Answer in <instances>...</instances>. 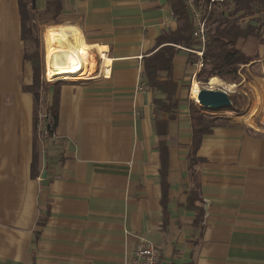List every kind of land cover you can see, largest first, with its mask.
<instances>
[{
    "label": "crops",
    "instance_id": "0c3cea01",
    "mask_svg": "<svg viewBox=\"0 0 264 264\" xmlns=\"http://www.w3.org/2000/svg\"><path fill=\"white\" fill-rule=\"evenodd\" d=\"M60 1L61 12L36 21L44 57L46 27L58 25L77 28L103 55L94 49L89 68L59 81L57 125L42 139L23 89L33 73L18 2L0 0V264H132L140 238L159 247L161 264H264V41L243 48L255 59L240 81L223 82L237 92L247 81L259 115L200 107L218 122L197 146L190 101L199 71L176 46L180 106L163 167L152 103L163 94L142 76L144 57L177 28L168 1Z\"/></svg>",
    "mask_w": 264,
    "mask_h": 264
},
{
    "label": "trees",
    "instance_id": "16d2710c",
    "mask_svg": "<svg viewBox=\"0 0 264 264\" xmlns=\"http://www.w3.org/2000/svg\"><path fill=\"white\" fill-rule=\"evenodd\" d=\"M33 0H17L21 18V35L26 43L24 58L31 65L33 80L28 86L23 87L33 95L34 100V129L38 123V112L42 105L48 116L49 133L55 131L58 121V84L52 83L55 98L52 103L47 102L45 87L49 85L43 78V61L38 51L39 35L37 18L43 19L46 14L59 13L62 10L60 0H45V8L37 12L32 6ZM177 21L174 31H165L157 40L156 49L144 57L143 74L148 85L156 94L152 99L156 112L155 129L159 137V148L162 166L166 165L167 145L164 140L168 133V122L176 117L180 106L177 95L178 83L173 77V58L178 52L176 46L191 48L192 23L186 5L182 0H167ZM205 6L210 0H197ZM264 12V0H223L214 4L207 18L208 36L203 54V64L196 75L198 81H212L220 79L233 86L240 81L246 64L255 58L239 46L240 41H264V27L261 16ZM191 54H188L190 57ZM242 66V67H241ZM233 83V84H232ZM189 85V84H188ZM193 86V93L197 92ZM231 108L239 109L240 103L234 95H230ZM192 109L191 124L193 140L198 145L204 134L210 133L212 127L217 125L218 117H213L205 111L197 110L201 106L194 98L190 101ZM195 109V110H194ZM208 110V109H206ZM216 111V110H213Z\"/></svg>",
    "mask_w": 264,
    "mask_h": 264
},
{
    "label": "bare ground",
    "instance_id": "6f19581e",
    "mask_svg": "<svg viewBox=\"0 0 264 264\" xmlns=\"http://www.w3.org/2000/svg\"><path fill=\"white\" fill-rule=\"evenodd\" d=\"M45 37L47 41L45 49L46 58L44 57L45 67V59L54 58L56 62L53 63L58 64L49 70L46 68L45 75L50 81L74 77L90 67V61L92 57H96V51L98 54L103 55L99 47H90L86 45L82 41L78 29L73 26H48L45 30ZM78 40L81 41V45L78 44ZM94 49H96V51ZM199 90L200 89L195 93H191V97L202 107L197 99Z\"/></svg>",
    "mask_w": 264,
    "mask_h": 264
},
{
    "label": "built area",
    "instance_id": "2783aa9c",
    "mask_svg": "<svg viewBox=\"0 0 264 264\" xmlns=\"http://www.w3.org/2000/svg\"><path fill=\"white\" fill-rule=\"evenodd\" d=\"M186 5L189 12V16L192 23V41L194 46L191 48H185L190 54L193 60L195 70L198 72L203 64V54L205 49V43L208 36L207 31V18L209 16L210 10L214 4H218L223 0H210L209 4L205 6L202 2L197 0H182ZM45 69V64H44ZM144 76V74H143ZM142 76V77H143ZM44 80L47 83H52L57 80L66 79L60 78L54 81L47 79L45 74L43 75ZM138 89L142 88V84L137 86ZM48 116L45 114L42 105L38 112V123L37 126L40 129L41 138L53 137L54 133H49ZM49 125V124H48ZM132 264H161L160 249L158 246L154 245L151 241L140 238L133 249L132 252Z\"/></svg>",
    "mask_w": 264,
    "mask_h": 264
},
{
    "label": "rangeland",
    "instance_id": "374dc122",
    "mask_svg": "<svg viewBox=\"0 0 264 264\" xmlns=\"http://www.w3.org/2000/svg\"><path fill=\"white\" fill-rule=\"evenodd\" d=\"M37 24H42L41 22H39V23H37ZM39 27V26H38ZM40 29L41 28H44V27H39ZM40 29H38V35H39V43H38V51H39V53H40V55L42 56V58L41 59H44V46L42 45V43H41V36H42V33H41V31L39 32V30ZM43 41H44V38H43ZM256 42H255V40H252V39H250V40H248V41H240L239 42V46L241 47V48H244V49H246L248 52H254V49H255V46H256ZM46 60V59H45ZM43 61V60H42ZM44 62H43V72H44ZM46 68L49 70V67H47V65H46V67H45V73H46ZM46 76V75H45ZM251 79V77L249 76V80ZM220 80V79H219ZM246 80H248V79H246ZM52 83H54V82H52ZM190 83H191V81H189V85H190ZM226 83V82H225ZM194 86L195 87H197V89H201V88H210V89H226V91H228V93L229 94H234V93H236L237 94V96L235 95V97H237V101H240V104L242 103L243 105H242V107H240L241 108V110L240 111H238V113L239 114H249V113H252L253 115H256V116H258L259 115V112L261 111V109L259 108V106L261 105V98H260V100H258V98L257 97H254V95L252 96L251 94H250V92H249V90H248V88H250V85L247 83V81H245L242 85H241V87H239L238 89L240 90V92H239V90L237 91V92H233V90L232 89H230L229 90V88L228 87H226L225 86V84H223V81L221 82V80L220 81H218V80H216V79H214V80H212V81H205V82H203V81H198V80H196V83H194ZM187 87V90L186 89H184L185 90V93H186V95H188V87L189 86H186V84H185V88ZM252 90V89H251ZM242 91V92H241ZM184 95L185 94H183V97H184ZM251 96V97H250ZM248 98V99H247ZM253 98H254V100H253ZM183 101H184V98H183ZM196 101V100H195ZM197 102V101H196ZM217 111V113L219 112V111H223V112H225V111H229V109H217L216 110ZM231 111H229V112H227V113H230Z\"/></svg>",
    "mask_w": 264,
    "mask_h": 264
},
{
    "label": "water",
    "instance_id": "95a60500",
    "mask_svg": "<svg viewBox=\"0 0 264 264\" xmlns=\"http://www.w3.org/2000/svg\"><path fill=\"white\" fill-rule=\"evenodd\" d=\"M32 6H35V0L32 1ZM197 99L202 107L207 109H221L231 106L229 94L221 89L201 88L197 94Z\"/></svg>",
    "mask_w": 264,
    "mask_h": 264
}]
</instances>
